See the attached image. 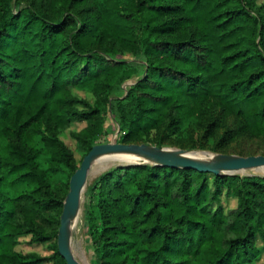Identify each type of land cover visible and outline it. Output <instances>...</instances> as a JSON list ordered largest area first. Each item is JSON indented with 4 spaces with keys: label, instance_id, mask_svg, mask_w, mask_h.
<instances>
[{
    "label": "trees",
    "instance_id": "trees-1",
    "mask_svg": "<svg viewBox=\"0 0 264 264\" xmlns=\"http://www.w3.org/2000/svg\"><path fill=\"white\" fill-rule=\"evenodd\" d=\"M68 130L82 160L116 132L214 150L264 139V0H0V264H67L58 232L82 162ZM84 222L94 264H252L264 176L113 166ZM25 236L51 253L17 250Z\"/></svg>",
    "mask_w": 264,
    "mask_h": 264
},
{
    "label": "water",
    "instance_id": "water-1",
    "mask_svg": "<svg viewBox=\"0 0 264 264\" xmlns=\"http://www.w3.org/2000/svg\"><path fill=\"white\" fill-rule=\"evenodd\" d=\"M114 136L115 140L112 142L95 144L84 156L79 168H77L70 178L69 191L64 201L58 232V249L65 258L67 264H80L71 252L69 227L72 217L75 216L81 208L83 209L85 192L89 180V171L94 159L100 155L124 154L137 155L140 158L137 161H129L126 163L119 162L114 166L150 163L177 168H194L201 172H208L215 175H235L243 170L264 167V155H251L245 157L214 154L215 158L209 161L198 160L188 155L187 153L190 151L183 148L150 146L147 143H121L117 140V132ZM205 152L209 153V151Z\"/></svg>",
    "mask_w": 264,
    "mask_h": 264
},
{
    "label": "rangeland",
    "instance_id": "rangeland-1",
    "mask_svg": "<svg viewBox=\"0 0 264 264\" xmlns=\"http://www.w3.org/2000/svg\"><path fill=\"white\" fill-rule=\"evenodd\" d=\"M137 79V77H135ZM133 80H128L125 83V87H128ZM110 122V120H109ZM231 122V121H230ZM85 126V123H74L71 128L74 129H80ZM68 130L64 135L63 139L67 143V145L75 152V156L80 163L82 160V155L77 151L76 149V140L73 139L69 135ZM115 140V136L113 135L112 137L106 139V142H112ZM216 138H210L205 141L204 148L202 147H196V148H183L180 147L177 144H164L160 147H170V148H183L189 151H209L213 154H225V155H231V156H251V155H264V139L260 138H251L248 136H242L238 137L236 140L230 142L228 145L223 146L222 148H219L218 150H214L213 146L215 143ZM150 146H159L155 142L153 143H148ZM40 163L42 165H45L47 162L46 157H40ZM114 166V165H113ZM111 166V167H113ZM110 167V168H111ZM103 170L100 172L98 175H96L94 178H89L88 180V186L85 192V202H86V196L89 188L92 186L94 181L105 171L108 169ZM58 178H68L66 175H59ZM70 182V181H69ZM222 202L224 207L227 208H233L236 206V199L234 198H226L225 196L222 197ZM84 209H85V203L83 205V211H82V221L80 222V225L78 229H74L72 234H71V244L80 252L84 253L86 255V258L88 260L89 264H94L92 254H91V245L85 235V222H84ZM30 236H25L20 239V243L16 247L17 250L23 252V253H29V252H37L41 255H49L51 253V250L49 249V243H34L30 242ZM258 246L261 248L262 254L261 256L254 261L252 264H264V244L262 240L259 238L257 242ZM81 250V251H80ZM46 264H51V263H46Z\"/></svg>",
    "mask_w": 264,
    "mask_h": 264
},
{
    "label": "bare ground",
    "instance_id": "bare-ground-1",
    "mask_svg": "<svg viewBox=\"0 0 264 264\" xmlns=\"http://www.w3.org/2000/svg\"><path fill=\"white\" fill-rule=\"evenodd\" d=\"M187 154L198 160L209 161L215 158V155L213 153L210 152L208 153L205 151H190ZM139 159L140 158L137 155H124V154L100 155L97 158H95L92 163L91 169L89 171V178L90 179L94 178L96 175H98L106 168L116 165L119 162L126 163L129 161H137ZM239 174L243 176L247 174L264 175V167L243 170L239 172ZM82 211L83 209L81 208L79 212L71 219V224L69 227L70 239L73 230L78 229L80 222L82 221V216H83ZM71 252L73 256L79 261L80 264H89L86 255L84 253H80L72 244H71Z\"/></svg>",
    "mask_w": 264,
    "mask_h": 264
}]
</instances>
